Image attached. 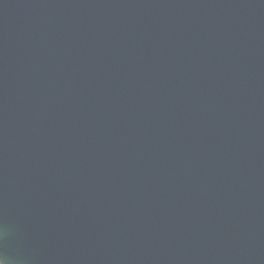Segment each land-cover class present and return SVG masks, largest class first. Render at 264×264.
<instances>
[{
  "label": "water",
  "instance_id": "obj_1",
  "mask_svg": "<svg viewBox=\"0 0 264 264\" xmlns=\"http://www.w3.org/2000/svg\"><path fill=\"white\" fill-rule=\"evenodd\" d=\"M6 264H264V0H0Z\"/></svg>",
  "mask_w": 264,
  "mask_h": 264
},
{
  "label": "clouds",
  "instance_id": "obj_2",
  "mask_svg": "<svg viewBox=\"0 0 264 264\" xmlns=\"http://www.w3.org/2000/svg\"><path fill=\"white\" fill-rule=\"evenodd\" d=\"M0 264H6V258L3 256H0Z\"/></svg>",
  "mask_w": 264,
  "mask_h": 264
}]
</instances>
